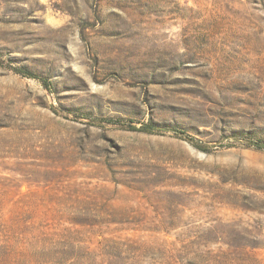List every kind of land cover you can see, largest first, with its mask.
<instances>
[{
	"label": "rangeland",
	"instance_id": "1",
	"mask_svg": "<svg viewBox=\"0 0 264 264\" xmlns=\"http://www.w3.org/2000/svg\"><path fill=\"white\" fill-rule=\"evenodd\" d=\"M258 139L264 0H0V264H264Z\"/></svg>",
	"mask_w": 264,
	"mask_h": 264
},
{
	"label": "trees",
	"instance_id": "2",
	"mask_svg": "<svg viewBox=\"0 0 264 264\" xmlns=\"http://www.w3.org/2000/svg\"><path fill=\"white\" fill-rule=\"evenodd\" d=\"M15 71L23 76L26 77H31V78H36L38 79L40 82H42V84L45 87H48V82L45 78H43L42 76L36 74L35 72L24 68V67H16ZM100 122H106V123H114V124H119V125H123V126H127L130 127L132 129H138V130H144V131H154V130H159L161 129H168V128H163L160 127L158 125L152 124V123H146V124H142L140 127H135L134 125H131V123H124V120L121 119H113V118H101ZM131 122V121H130ZM170 130L174 131L175 133H180L182 134L183 131L177 129V128H170ZM191 140V139H190ZM251 144L253 146H255L256 148H264V140L258 139L255 141H252ZM195 145L201 149H204L205 147L203 145H199L198 143H195Z\"/></svg>",
	"mask_w": 264,
	"mask_h": 264
}]
</instances>
